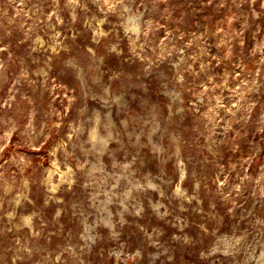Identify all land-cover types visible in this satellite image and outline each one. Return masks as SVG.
I'll use <instances>...</instances> for the list:
<instances>
[{
  "label": "rangeland",
  "instance_id": "obj_1",
  "mask_svg": "<svg viewBox=\"0 0 264 264\" xmlns=\"http://www.w3.org/2000/svg\"><path fill=\"white\" fill-rule=\"evenodd\" d=\"M0 264H264V0H0Z\"/></svg>",
  "mask_w": 264,
  "mask_h": 264
},
{
  "label": "bare ground",
  "instance_id": "obj_2",
  "mask_svg": "<svg viewBox=\"0 0 264 264\" xmlns=\"http://www.w3.org/2000/svg\"><path fill=\"white\" fill-rule=\"evenodd\" d=\"M91 134V137H93V139L94 138H101V136L99 135V134H97V132L95 131V130H92V132L90 133ZM102 140H104V138H102ZM101 140V141H102ZM94 141V140H93ZM95 141H96V139H95ZM100 141V140H99ZM104 142V141H103ZM99 143V142H98Z\"/></svg>",
  "mask_w": 264,
  "mask_h": 264
}]
</instances>
